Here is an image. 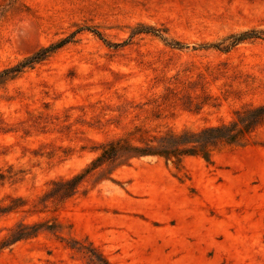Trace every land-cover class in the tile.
Returning a JSON list of instances; mask_svg holds the SVG:
<instances>
[{
    "label": "rangeland",
    "instance_id": "1",
    "mask_svg": "<svg viewBox=\"0 0 264 264\" xmlns=\"http://www.w3.org/2000/svg\"><path fill=\"white\" fill-rule=\"evenodd\" d=\"M67 39L0 78V264H264V122L142 155L264 106V0H0V74Z\"/></svg>",
    "mask_w": 264,
    "mask_h": 264
},
{
    "label": "trees",
    "instance_id": "2",
    "mask_svg": "<svg viewBox=\"0 0 264 264\" xmlns=\"http://www.w3.org/2000/svg\"><path fill=\"white\" fill-rule=\"evenodd\" d=\"M257 32L244 33L238 38H235V43L241 40L250 38H260ZM68 42L63 40L60 43L42 49L31 59L19 64L15 68L5 70L0 74V78L9 77L12 73H20L22 69L28 65L39 63L45 60L46 57L54 50L62 47ZM182 47V45L177 44ZM238 121L230 124H222L214 127H208L198 132L172 133L160 140V150L156 146H151L147 152H142V155H157L161 157L177 158L181 154L201 155L208 159L210 151L220 144H234L243 140L248 133L255 129L258 125L264 122V106L248 108L238 112ZM155 149V150H154ZM24 233H21L16 241L24 239Z\"/></svg>",
    "mask_w": 264,
    "mask_h": 264
}]
</instances>
